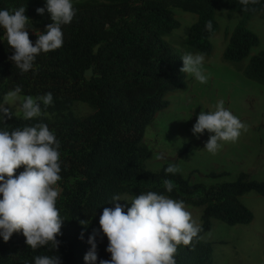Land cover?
I'll list each match as a JSON object with an SVG mask.
<instances>
[{
	"label": "trees",
	"instance_id": "trees-1",
	"mask_svg": "<svg viewBox=\"0 0 264 264\" xmlns=\"http://www.w3.org/2000/svg\"><path fill=\"white\" fill-rule=\"evenodd\" d=\"M76 15L62 25L63 46L41 52L33 69L21 72L9 59L14 49L7 45L4 29L0 28V103L5 95L22 86L21 95L37 97L51 92L53 104L41 109L55 114L26 120L15 115L0 121V130L45 123L60 141L61 179L56 207L63 219L58 251L51 244L31 249L22 231L14 232L5 242L0 236V264H34L37 255H59L60 264H86L85 254L91 245L88 239L95 232L97 261L110 260L106 251L107 236L99 224L105 207L114 195L154 191L185 205L203 207L198 238L189 246L180 245L176 264H215L213 243L203 236L217 219L229 226L253 223L255 215L243 202L250 192L264 196V180L253 179L248 172H239L234 180L206 185L192 182L180 172L166 174V163L158 171L146 168L153 152L143 144L146 128L158 112L171 103L170 93L187 90V74L182 73L181 54L167 41L181 23L174 9L196 15L190 26L186 44L204 56L214 52L212 39L220 30L218 10L244 13L232 31L225 30L226 46L223 60L242 64L248 60L243 74L264 85V48L259 36L248 22L264 10V0L243 10L239 0H89L73 4ZM25 7L29 18L26 26L33 45L48 22L31 23L40 16L37 8H45L40 0H0V10L14 11ZM211 20L212 32L205 30ZM96 47L98 50L95 51ZM92 68V76L86 72ZM76 102H83L93 112L83 118L72 111ZM24 171L18 168L15 175ZM229 172H210L208 178L221 179ZM164 179L174 183L172 192L163 185ZM2 198V195H0ZM125 212L131 203L118 201ZM80 221H87L82 225ZM83 238L81 239V234Z\"/></svg>",
	"mask_w": 264,
	"mask_h": 264
},
{
	"label": "clouds",
	"instance_id": "clouds-1",
	"mask_svg": "<svg viewBox=\"0 0 264 264\" xmlns=\"http://www.w3.org/2000/svg\"><path fill=\"white\" fill-rule=\"evenodd\" d=\"M243 10L255 5L258 0H239ZM46 8L53 23L48 24L33 45L27 31L29 18L25 7L14 11L0 10V28L4 29L7 45L14 49L9 59L21 72L33 69L35 58L41 53L54 51L63 46L62 25L70 24L75 15L72 0H46ZM43 15L45 8H37ZM205 30L212 32L211 20L206 21ZM182 73L193 76L200 83H207L204 74L205 56L202 53L186 52L181 55ZM22 86L10 90L0 103V121L11 119L13 113L6 105L20 100ZM41 103L45 108L53 104L51 92L33 98L26 96L20 101L23 118L31 120L42 115ZM207 130L212 135L204 149L217 153L223 142H236L247 125L224 106L221 99L215 110L201 111L192 128L199 137ZM60 141L45 123H36L16 128L11 132L0 130V236L7 242L14 232L22 231L26 244L33 250L49 244L58 251L63 219L56 207L59 192L55 185L61 179ZM24 166L18 176L15 172ZM179 167L169 164L166 174H176ZM163 185L170 193L174 183L164 179ZM114 195L109 203L114 208L105 207L99 224L109 241L106 251L110 260H100L99 264H176L175 255L180 245L189 246L202 231L193 220L184 201L154 191L141 192L131 200V207L124 210ZM87 225V221H80ZM95 232L88 239L90 250L85 254L86 264L97 261ZM83 233L81 234V239ZM34 264H60L59 255H37Z\"/></svg>",
	"mask_w": 264,
	"mask_h": 264
},
{
	"label": "rangeland",
	"instance_id": "rangeland-1",
	"mask_svg": "<svg viewBox=\"0 0 264 264\" xmlns=\"http://www.w3.org/2000/svg\"><path fill=\"white\" fill-rule=\"evenodd\" d=\"M46 6V0H40ZM89 0H72L73 4ZM176 19L181 23L179 29L167 37L174 49L183 55L186 52H198L186 44L190 26L197 17L193 13L174 9ZM216 17L220 30L212 39L214 52L205 56L204 74L207 83L198 82L187 75V90L170 93L167 99L171 105L168 109L156 114L153 122L147 126L143 144L152 150L153 156L146 162L150 171H158L166 163L175 164L179 172L192 182L206 185L224 180H234L236 175L245 171L253 179L264 180V85L247 78L243 69L248 60L242 64H233L223 60L226 46L225 30L232 31L244 18V13L226 9L218 10ZM31 23H53L47 8L43 15L30 20ZM250 28L259 36L260 46L252 51V55L264 48V10L257 13L248 22ZM26 97L20 94V100L6 107L23 117L20 101ZM35 98V97H33ZM236 117L247 125L236 142L221 141V149L211 154L204 149L205 143L212 133L207 130L199 137L193 134L192 128L201 111L215 110L219 100ZM75 116L83 118L93 112V108L83 102H76L72 107ZM51 120L55 114L42 110ZM210 172H229L231 175L221 178H208ZM60 194V189L55 185ZM140 194V193H139ZM139 194L122 193L121 202L131 203ZM242 202L253 211L255 219L248 225L229 226L213 219L211 230L203 236L204 241L213 243L215 264H264V196L250 192L242 197ZM193 220L201 225L203 207L186 205Z\"/></svg>",
	"mask_w": 264,
	"mask_h": 264
},
{
	"label": "water",
	"instance_id": "water-1",
	"mask_svg": "<svg viewBox=\"0 0 264 264\" xmlns=\"http://www.w3.org/2000/svg\"><path fill=\"white\" fill-rule=\"evenodd\" d=\"M98 50V47H96L95 51ZM87 76H92V68H90L87 72H86Z\"/></svg>",
	"mask_w": 264,
	"mask_h": 264
}]
</instances>
